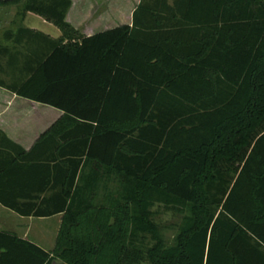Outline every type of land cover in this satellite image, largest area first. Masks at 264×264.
<instances>
[{
  "label": "trees",
  "instance_id": "obj_1",
  "mask_svg": "<svg viewBox=\"0 0 264 264\" xmlns=\"http://www.w3.org/2000/svg\"><path fill=\"white\" fill-rule=\"evenodd\" d=\"M70 6L5 33L26 75L0 86L62 114L29 149L0 128V205L61 221L50 250L0 230V264H264V0H139L89 36Z\"/></svg>",
  "mask_w": 264,
  "mask_h": 264
},
{
  "label": "crops",
  "instance_id": "obj_2",
  "mask_svg": "<svg viewBox=\"0 0 264 264\" xmlns=\"http://www.w3.org/2000/svg\"><path fill=\"white\" fill-rule=\"evenodd\" d=\"M24 2L25 0H17L0 3V81L5 83H11L12 80L20 79L26 75L22 66L27 55V50L22 46L27 39H23L22 44L17 45L14 37L5 35L7 31L15 33L18 28H27L39 31L51 38H57L61 35L56 26L57 31H55V34L44 30V28H52L53 30L54 25L41 16L30 11L23 12ZM119 2L122 3L121 0H110L109 9H105L103 15L102 13L95 15L94 13H85L82 4H77V1L71 0V6L65 19L73 28L86 36L119 25H130L131 13L136 5L131 8L129 18L123 19V16H119V13H121ZM6 46L10 47L9 52L3 51ZM10 55L17 57L18 64L14 68L7 64ZM61 114L62 112L56 108L18 96L11 90L0 86V128L10 139L25 149H29L38 136L55 122ZM57 217L60 223L61 215H57ZM31 241L45 250H50L53 247L52 245L49 249L34 240Z\"/></svg>",
  "mask_w": 264,
  "mask_h": 264
},
{
  "label": "rangeland",
  "instance_id": "obj_3",
  "mask_svg": "<svg viewBox=\"0 0 264 264\" xmlns=\"http://www.w3.org/2000/svg\"><path fill=\"white\" fill-rule=\"evenodd\" d=\"M77 4H82L85 9V13H94L95 15L104 14V10H108L110 0H75ZM118 3L121 7V13L119 16L123 19L129 18L131 8L136 5L138 0H121ZM132 2V3H131ZM120 19V18H119ZM49 33L55 34L57 28H44ZM156 214L154 220L157 223L160 234L168 240H171L176 227L179 223L180 217L171 210H166L160 205L154 206ZM57 215L47 218H32L20 216L11 210L0 205V229L11 231L16 233L18 236L34 240L41 244L43 247L51 248L53 240L56 236L59 222Z\"/></svg>",
  "mask_w": 264,
  "mask_h": 264
}]
</instances>
